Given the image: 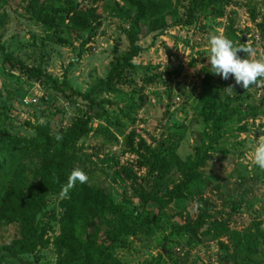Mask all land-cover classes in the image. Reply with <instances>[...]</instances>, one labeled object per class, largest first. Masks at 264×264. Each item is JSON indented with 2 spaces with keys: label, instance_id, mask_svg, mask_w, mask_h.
<instances>
[{
  "label": "rangeland",
  "instance_id": "374dc122",
  "mask_svg": "<svg viewBox=\"0 0 264 264\" xmlns=\"http://www.w3.org/2000/svg\"><path fill=\"white\" fill-rule=\"evenodd\" d=\"M214 1L205 12L203 5ZM28 2L0 5V202L12 184L31 190L44 151L62 142L56 135L84 112H98L101 118L88 123V133L66 156L72 170L87 174L89 186L109 191L114 203L136 216L135 230L109 250L115 259L121 264H264V171L252 161L264 136V81L244 90L232 77L213 75L208 63L213 34L237 47L250 44L255 55L240 52L242 59L264 55V0H170L164 26L141 29L140 52L129 63L123 61L128 23L115 12H128L120 0H95L93 29L74 40L66 19L73 10L87 9L89 0L52 1L57 11H43L50 28ZM57 37L73 41L59 45ZM6 55L27 72L6 62ZM35 68L58 83L64 80L62 92L30 76ZM110 70L117 74L110 87H97L88 101L85 94ZM36 94L47 102L40 97L21 107L23 98ZM226 100L228 116L218 123L210 119L208 106L218 115ZM152 149L164 163L158 182H150L145 169ZM197 156L204 159L190 174L185 164ZM185 177L191 180L178 185ZM169 192L166 210L144 202L146 196L158 199ZM65 196H48L37 216L39 225L51 227L44 238L57 233L59 201ZM195 220L204 224L194 229ZM211 221L224 222L228 233H205ZM17 235L16 224L0 221V245ZM56 259L48 244L12 261L55 264Z\"/></svg>",
  "mask_w": 264,
  "mask_h": 264
},
{
  "label": "trees",
  "instance_id": "16d2710c",
  "mask_svg": "<svg viewBox=\"0 0 264 264\" xmlns=\"http://www.w3.org/2000/svg\"><path fill=\"white\" fill-rule=\"evenodd\" d=\"M3 1L0 0V5ZM52 1L29 0L27 4L28 9L35 11L37 16H41L38 19L48 28L51 27V23L48 16L45 13L43 14V11L47 10L51 13L57 11V8L51 5ZM94 1L89 0V7L83 11H71V15L66 19L67 30L73 40L77 39L85 30L93 29L95 20ZM120 1L128 9V12H126L125 9L118 8L115 12L120 19H124L128 23L126 36L129 50L125 53L123 61L129 63L140 52V47L136 45V41L139 39L141 29L144 28L146 32H152L163 27V16L171 8V2L170 0ZM215 3L214 1L211 4L203 5V10L209 12V7L211 5L212 7L215 6ZM189 10L193 12L192 7ZM72 38L67 41L57 37L54 43L69 47L73 41ZM239 45L241 46V44ZM5 61L10 65H19L26 71L23 64L10 55L5 56ZM113 68L115 71V67ZM111 70L105 80L96 82L92 85L91 90L85 94L88 101L92 102L91 95L97 87H110L113 79L117 76ZM28 74L34 76L35 79H43L50 83L58 92H62L65 85L64 80L58 83L56 80L49 78L40 68H35ZM71 95L78 94L72 93ZM46 102L47 99L44 103ZM227 102L228 100L225 101L224 107L218 115L215 114L213 105V108L208 106V117L217 123L227 117ZM100 118L98 112L91 114L87 111L84 112L64 132L60 145L56 146L50 153L44 151L45 154L35 172L36 182L31 190L24 192L13 184L8 187L0 202V221L16 224L18 235L7 244L0 245V264H14L12 260L17 256L31 254L37 247H45L48 244L53 247L56 253L55 264H121L110 254L109 250L121 241L123 235L135 230L136 216L133 212L126 213L120 205L114 203L109 191H105L102 187L77 182L76 186L70 189L67 195L59 201L60 212L56 221L57 233L51 238H44L46 231L51 230V227L45 224L39 225L37 222V216L43 211L47 197L62 193V188L66 185L67 177L72 171V163L66 156L67 149L70 148L72 143L86 136L89 131L87 125L91 120ZM215 118L217 119L215 120ZM128 148L132 150L131 144H128ZM153 150H149L152 161L149 160L146 163L145 169L150 182H158L164 172V163L157 155L158 150ZM203 159L197 156L194 162L188 160L185 165L190 174L202 163ZM190 180L191 178L185 177V180L178 185H184ZM171 197V192L158 199L153 196H146L144 202L152 204L156 202L161 209L166 210ZM203 224L202 220H195L193 228L197 229ZM193 228L186 227L188 230ZM209 231L216 235H226L228 233L226 224L220 221L209 222L205 233ZM100 235H103L104 238L103 241L98 242ZM105 242L108 243L104 245Z\"/></svg>",
  "mask_w": 264,
  "mask_h": 264
},
{
  "label": "clouds",
  "instance_id": "9594fccd",
  "mask_svg": "<svg viewBox=\"0 0 264 264\" xmlns=\"http://www.w3.org/2000/svg\"><path fill=\"white\" fill-rule=\"evenodd\" d=\"M240 52L249 57L255 55V49L250 44L237 47L227 37L217 34H213L209 38L208 63L210 64V72L224 80L232 77L235 85L246 90L251 85L264 81V55L257 59H242L238 55ZM233 88V85L227 87L229 91ZM55 139L61 140L62 136L58 134ZM252 161L255 166L264 171V136L258 138L257 146L252 153ZM87 181V174L82 169L74 168L67 177L66 185L62 188V194L67 195L77 182L84 184Z\"/></svg>",
  "mask_w": 264,
  "mask_h": 264
},
{
  "label": "built area",
  "instance_id": "2783aa9c",
  "mask_svg": "<svg viewBox=\"0 0 264 264\" xmlns=\"http://www.w3.org/2000/svg\"><path fill=\"white\" fill-rule=\"evenodd\" d=\"M42 97V99L45 101L47 98L46 96H43V94H36V96L32 97V98H23L21 100V107L24 108V107H27V106H30V105H33L35 104V102L37 101L36 98H40Z\"/></svg>",
  "mask_w": 264,
  "mask_h": 264
},
{
  "label": "water",
  "instance_id": "95a60500",
  "mask_svg": "<svg viewBox=\"0 0 264 264\" xmlns=\"http://www.w3.org/2000/svg\"><path fill=\"white\" fill-rule=\"evenodd\" d=\"M240 42L243 43V42H244V38H241V39H240ZM116 45H117V44H116Z\"/></svg>",
  "mask_w": 264,
  "mask_h": 264
}]
</instances>
